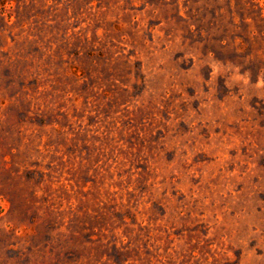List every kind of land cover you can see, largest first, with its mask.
Instances as JSON below:
<instances>
[{
  "label": "rangeland",
  "instance_id": "1",
  "mask_svg": "<svg viewBox=\"0 0 264 264\" xmlns=\"http://www.w3.org/2000/svg\"><path fill=\"white\" fill-rule=\"evenodd\" d=\"M0 264H264V0H0Z\"/></svg>",
  "mask_w": 264,
  "mask_h": 264
}]
</instances>
